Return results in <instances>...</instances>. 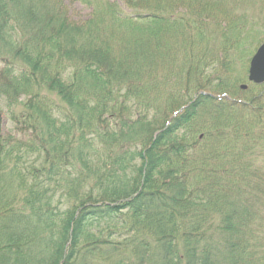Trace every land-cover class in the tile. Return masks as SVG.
Returning <instances> with one entry per match:
<instances>
[{"label":"trees","instance_id":"1","mask_svg":"<svg viewBox=\"0 0 264 264\" xmlns=\"http://www.w3.org/2000/svg\"><path fill=\"white\" fill-rule=\"evenodd\" d=\"M122 1L0 0V264H264V19ZM124 214L133 260L97 244Z\"/></svg>","mask_w":264,"mask_h":264},{"label":"rangeland","instance_id":"2","mask_svg":"<svg viewBox=\"0 0 264 264\" xmlns=\"http://www.w3.org/2000/svg\"><path fill=\"white\" fill-rule=\"evenodd\" d=\"M89 1L92 0H86V2H83L81 0H61V3L65 6V9L68 16L70 17V19L72 21L75 22H81L84 21L86 19L89 18V16L91 15L92 12V6L90 3H88ZM109 1H114L119 3L122 7H124V3L122 0H109ZM232 1L228 2V7H231ZM236 4H239V8L241 9V13L244 11L247 14H249V18L251 19L250 21H256L259 20L261 22H263L264 19V2L261 0H240L239 2H236ZM63 7V6H62ZM243 10V11H242ZM129 10H127L128 12ZM255 37H257V40L254 44V47L249 51L250 55L248 57V60L250 59V57L252 56V54L255 52L256 48L258 47V45L264 40V35L263 33H259L257 34ZM1 62H0V66H1ZM261 88V87H260ZM7 128H9L10 130V126H8ZM58 195L55 197V201L57 200ZM15 211V209H14ZM13 211V212H14ZM25 212V209H24ZM122 218H120L118 221L111 223L112 228L114 229V235L111 238H107V232H104V236L103 238H98L100 240H97V244L100 242H103V240L105 239V241H111L112 244H116L115 246L119 249H122L123 254L122 256L125 258H128L130 260H133L136 256H139V252L137 249V243L139 240V237H137V234H134L133 232H131L128 228V223L129 220L127 218V214H124L123 216H121ZM113 224L115 225L113 227ZM97 225V224H95ZM107 225H110V223H107ZM106 224H103L102 227H105ZM112 229V230H113ZM97 235V234H96ZM8 239V233L1 232L0 233V241L2 243H4V241H7ZM151 241V240H150ZM151 243H153V241H151ZM108 243L105 246H98L101 247L100 250L104 251V252H100V253H96L94 256V261L99 263L100 259L105 260V258H109L106 254L105 251L108 248ZM154 248V245H153ZM152 248V249H153ZM151 251H145L143 249V251H140L141 254L144 255H149ZM131 253V255H130ZM11 258V257H10ZM146 258V257H145ZM11 260V259H10ZM6 261V260H5ZM7 264H12L10 263V261H6ZM136 259L134 260V264H138L136 263ZM16 264V263H15ZM110 264H112V261H110Z\"/></svg>","mask_w":264,"mask_h":264},{"label":"water","instance_id":"3","mask_svg":"<svg viewBox=\"0 0 264 264\" xmlns=\"http://www.w3.org/2000/svg\"><path fill=\"white\" fill-rule=\"evenodd\" d=\"M248 79L254 83L264 82V42L257 48L249 63ZM246 88V85H242Z\"/></svg>","mask_w":264,"mask_h":264}]
</instances>
